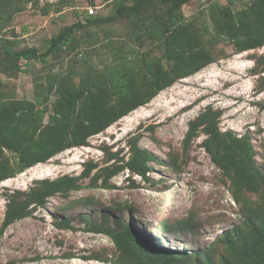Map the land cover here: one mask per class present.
I'll list each match as a JSON object with an SVG mask.
<instances>
[{"label":"rangeland","instance_id":"374dc122","mask_svg":"<svg viewBox=\"0 0 264 264\" xmlns=\"http://www.w3.org/2000/svg\"><path fill=\"white\" fill-rule=\"evenodd\" d=\"M111 1L0 0V41L11 39L9 48L13 50H41L45 40L62 26L77 20L84 23L89 15L102 18L112 14ZM249 1L191 0L179 14L203 29L210 25L211 5L238 10ZM165 11L159 0H151L135 15L128 13L112 23L79 27L75 34L82 41L75 51L66 48L45 62L20 59L17 64L21 71L14 69L0 42V97L33 100L35 89L42 97L46 90L41 86L49 73L84 71L90 65L100 71L118 62L115 51L132 65L135 57H159L161 50L155 39L133 29L144 17L163 16ZM204 35L208 46L210 34ZM211 50L214 62L159 91L146 104L90 136L86 145L67 148L44 163L0 181L1 227L13 195L23 197L21 193L29 192L38 180L79 176L87 163H95L89 175L79 180L81 188L65 195L54 194L43 206H30L29 215L3 230L0 264H134L108 235L85 230L92 221L113 229L129 222L143 239L177 250L185 264H193L196 251L210 248L225 230L241 220L229 180L202 145L206 134L200 129L189 141L184 138L190 121L206 109L218 111V130L231 131L238 137L247 135L253 145L254 162L264 176V45L238 52L229 42L220 40ZM136 66L137 73L140 69ZM73 82L79 83L78 75ZM57 96L55 91L49 94V112ZM133 140L154 157L149 161L147 179L123 168L108 180V186L101 185V178L92 183L98 171L129 158ZM3 154L11 159L15 156L6 149ZM32 171L42 174L36 177ZM248 196L260 199L258 193ZM65 218L73 228L57 225ZM221 251L219 244L211 254L219 261Z\"/></svg>","mask_w":264,"mask_h":264},{"label":"trees","instance_id":"16d2710c","mask_svg":"<svg viewBox=\"0 0 264 264\" xmlns=\"http://www.w3.org/2000/svg\"><path fill=\"white\" fill-rule=\"evenodd\" d=\"M149 1L127 3L126 0H112V14L102 18L89 15L84 23L77 20L62 26L45 40L41 50L37 47L13 50L9 48L13 41L4 38L0 41L3 43L2 51L13 61L14 69L21 71L17 64L20 59L45 62L50 55L56 56L66 48L75 51L82 41L75 34L77 28L112 23L128 13L135 15ZM159 1L166 8L165 14H150L144 17L145 20L137 21L133 30L155 39L161 55L135 57L133 62L140 69L137 73L135 64L121 60L125 56L115 51L118 62L106 65L100 71L90 65L84 71L68 69L61 73H49L45 76V85H40L46 90L42 97L38 89H35L33 100L0 97V181L44 163L67 148L86 145L90 136L146 104L159 91L214 62L216 57L211 47L216 42L225 40L238 52L264 45V0H250L238 10L215 3L208 8L210 25H205L203 29L180 17V8L191 0ZM208 32L211 39L207 46L204 34ZM85 35L90 44L89 34L86 32ZM75 75L79 76L76 85L73 82ZM138 76H141L140 80ZM53 91L58 96L49 112L46 103ZM218 117V111H203L189 122L184 140L189 141L200 129L206 134L202 145L211 161L229 180L241 220L225 230L204 252L194 251L197 256L193 264H264V176L254 162V149L248 136L238 137L231 131L220 132ZM5 149L15 153L13 159L3 154ZM152 159L153 155L133 140L129 158L123 164L98 171L92 177V183L101 178V185L108 186V180L123 168L147 179ZM94 166L95 163H87L79 176L62 175L56 179L38 180L29 192L21 193L23 197H18L19 193L13 195L7 204L0 234L12 222L29 215L30 206H43L47 198L54 194L65 195L81 188L79 180L88 176ZM248 193H258L260 199H251ZM70 222L65 218L57 225L73 228ZM85 230L108 235L122 254L132 257L134 264H185L182 254L175 252L177 250L143 239L129 222L122 228L113 229L92 221ZM219 244L222 255L218 261L211 253Z\"/></svg>","mask_w":264,"mask_h":264},{"label":"bare ground","instance_id":"6f19581e","mask_svg":"<svg viewBox=\"0 0 264 264\" xmlns=\"http://www.w3.org/2000/svg\"><path fill=\"white\" fill-rule=\"evenodd\" d=\"M46 171H47V170H46ZM32 172H33V171H32ZM32 172H31V173H32ZM41 174H42V172H36V171L33 172V175L36 176V177L39 176V175H41ZM4 181H5V180H4ZM8 182H9V181H8Z\"/></svg>","mask_w":264,"mask_h":264}]
</instances>
